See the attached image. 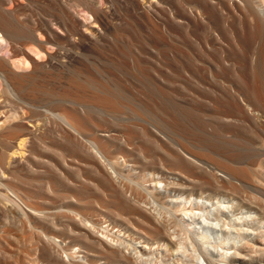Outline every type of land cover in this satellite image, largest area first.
Wrapping results in <instances>:
<instances>
[{
  "label": "bare ground",
  "instance_id": "bare-ground-1",
  "mask_svg": "<svg viewBox=\"0 0 264 264\" xmlns=\"http://www.w3.org/2000/svg\"><path fill=\"white\" fill-rule=\"evenodd\" d=\"M252 4L256 5L252 6ZM8 17L0 11V168L6 166L3 161L7 152H11V156L19 154L21 157L28 153L30 162H26L33 164L31 171L36 175V178L30 177L29 182L32 183L33 180L38 188H33V183L29 184V182L28 185L33 186L32 188L29 186L32 190L21 188L26 187L27 182L24 181L25 186H21L19 171L18 173L10 171L11 180L16 181V184L11 181L2 184V187L6 186L5 190L11 191L34 214L30 211H22L10 196L3 194L4 201L10 203V206L6 204L5 208H0V213L5 219L0 218V232L3 231L5 235L14 232V222L11 220L21 222L19 219L21 210V215L23 214L22 216L30 224L29 232L27 231L25 236L28 235L26 238L31 239V242H41L42 245L39 243L41 247L37 243L32 244L41 248L39 250L36 248L35 251H40L41 259L47 264H95L98 260H104L106 264H148L150 262L148 259H152L150 257L147 259L148 254L152 255V253H149L150 250H145L146 245L148 249L151 245L165 246L170 253L181 251L182 254L185 252L186 244H190L192 248H197V250L193 248L195 251H198L202 249L198 242L203 240L205 243L207 238L204 232L209 229L214 231L215 235L231 239L226 248L229 253L230 250L232 251L231 254L218 252L219 261L224 264L237 262L264 264V231L247 218L236 216L229 219L226 214L230 211L220 198L222 188L226 190L231 187V191L235 188V185L230 183L231 179L236 177L243 180L252 177L253 180L254 176L256 179L258 178L256 176L264 175L262 139L247 137L249 134L247 127L259 128L261 125V123L257 124L260 120L256 123L255 118L248 119L249 116L255 115L253 113L257 110L251 109L253 112L251 110L247 112L231 111L226 108H190L177 103L176 98L175 103L163 102L167 95L154 92L155 97H153L160 98L159 100L165 103L167 112L174 116L172 119H176V122L172 120L173 124L175 122L173 128L185 137L182 138V144L168 138L165 141L161 140V143L155 138L159 143L155 144L149 139L150 130L145 124L136 125L129 121L121 124V121L117 120L121 124L117 126V123L108 120L116 124L110 127L108 125L110 122L106 123L108 126H104L106 124L103 121H108L103 117L104 120L100 118V121L103 120V125L95 124V121L90 122L88 118L82 116L83 114L75 107L82 99L81 92L86 86H94L93 83L70 75L68 81L64 79L75 87V90L71 87L75 93L72 91L73 95L70 94V86L59 84L56 81L57 75L44 73L43 60L46 57L41 52L42 36L31 28L16 26ZM249 17L254 23V33L262 37L264 8H261L259 2H250ZM53 63H50V66L56 68L55 64L58 61ZM56 83L60 85L61 90H56L58 88L55 87L53 89L52 85ZM93 97L97 98V96ZM100 97L97 99L98 104L105 105V108L109 106L110 111L114 101H110L107 96ZM208 98L210 99L209 95H202L201 100ZM40 108L44 111L39 110ZM113 109V116L117 118L119 109L117 107ZM97 112L95 113L99 118L100 114L98 115ZM89 113L85 111L86 115ZM256 113H260V118L261 115L264 117V110ZM42 116L52 120L51 122L54 123L52 130H46L43 126L45 122L42 125V121L39 123ZM104 127L106 129H103ZM162 128L159 130L162 131ZM232 129L236 131H231ZM142 136L147 139H142ZM197 163L211 167L213 171L222 172L227 179L215 178L212 171L208 172ZM49 165L58 172L53 171L54 175H51L53 172L47 174L48 169V171L45 169L46 173L41 170ZM108 169L112 170V173ZM55 173L60 176H56ZM149 200L152 204L155 202L158 207L149 206ZM246 209L247 213L257 212L254 211L256 209ZM262 215L259 220L263 223L264 215ZM24 223L26 222L23 221ZM101 223H108L106 229L111 226L110 230L104 229L107 232L116 228V233L120 234L123 231V236L129 233L133 236V240H141L139 243L144 247L140 246L139 249L131 247L130 253L125 251L124 254L119 248L122 245L125 247L124 239L118 237L121 234L110 238L111 242L115 243L113 245L106 242L107 240L103 241L92 231L99 232ZM86 224H89L92 230ZM227 228L231 229V235L233 233L231 238ZM103 235L107 237L106 234ZM42 236L45 241L50 236L60 238L64 246L59 245V249H62L63 253L69 251L65 255L72 262L65 263L60 257L52 255L48 249V241L44 242ZM73 247L83 253L82 263L74 259L76 258L74 251L70 253ZM204 249L207 252L206 246ZM201 255H204L206 264H217L213 263L214 257H207L203 252ZM1 259V264H7V261H3L5 258ZM36 260H39V257Z\"/></svg>",
  "mask_w": 264,
  "mask_h": 264
},
{
  "label": "rangeland",
  "instance_id": "rangeland-1",
  "mask_svg": "<svg viewBox=\"0 0 264 264\" xmlns=\"http://www.w3.org/2000/svg\"><path fill=\"white\" fill-rule=\"evenodd\" d=\"M254 1L259 2L261 8H264V0ZM254 1L0 0V11L9 16L8 19L16 26L31 28L42 36L41 42H43V45L41 46V52L46 57L43 60L45 63H43L44 73L57 75L58 80L56 81L65 86L68 84L66 81H68L67 79H69L70 75H75L82 81L93 83L97 90L95 91L96 88L94 86H86L81 92L82 99L79 101L80 103H76L75 105L76 109L83 114L82 116L88 118L90 122L95 121V124L103 125V122L106 124L112 121L117 123V126L126 121L127 123L129 121L136 125L145 124L148 130H150L148 137L155 144L158 143L156 139H159L160 142L163 139L165 141L166 138L182 144V138L185 137L173 128L176 119H172L173 115L167 112L165 103L163 102L175 103L176 101L184 106L196 109L226 108V110L231 111L245 110L247 112L251 109L257 110L256 112L264 110V35L262 37L256 36L254 33V23L250 21L249 4ZM254 5L252 4V6ZM84 15H88L89 17ZM44 46H47V48ZM44 52H47L46 55ZM53 61L54 63L58 61L55 64L57 65L56 68L50 66V63H53ZM59 84L52 85L53 89L55 87V89L58 88L56 90H61ZM69 86V89H71L69 93L73 95L72 91L75 93V87L68 84L67 87ZM154 92L167 95L165 96L166 101L164 100L162 102V100H159L160 98H154ZM69 93L67 92V94ZM98 95L99 97L104 95L102 98L107 96L110 101H114V106L112 105L110 107V111L109 106H106V109L105 105L98 104ZM202 95H209V101L207 99H203L202 101ZM93 96H97V98ZM197 97H201L200 101ZM175 98L176 100L174 101ZM172 99L173 101H171ZM114 107L119 109L117 118L113 116ZM39 110L44 111L43 108ZM85 111L90 112L89 115H86ZM95 112L98 115L100 114L99 118H97L98 116ZM256 112L253 113L255 115L249 116L248 119L254 120L255 118L256 123L260 120L257 123H261L260 129L247 127L249 134L252 136L248 134L247 137H250V139L255 138L256 140L262 139V144H264V117L261 115L260 118V113L258 114ZM106 113H109V115H106ZM112 116L115 120H113ZM102 117L110 121H103L104 119ZM100 118L103 120L100 121ZM117 120H120L121 124ZM172 120L175 121L174 124ZM40 121H42L41 125L45 122L43 126L46 127V130L53 129L54 123L51 122L52 120L50 118L47 119L42 116L39 123ZM112 122L108 124L110 127L111 125L112 127L116 125ZM108 125L106 124L104 126ZM161 128L163 129L162 131L159 130ZM103 129L106 128L104 127ZM231 131L235 132L236 130L232 129ZM100 134L105 135L104 133ZM163 136L164 138H162ZM247 137L244 136L245 139ZM141 138L145 139L146 137L142 136ZM10 154L11 152H7V156L3 161L6 164L3 168L8 173L3 168H0V208H5L4 206L6 204L10 206V203L8 204V202L4 201V194L8 197L10 196V199L14 200L22 211H30V213H33L11 191L5 190L7 188L6 186L2 187L4 184H8V182L11 183L12 176L10 171L17 173L19 171L22 184L24 181L25 183L27 182L25 184L27 186L21 188H32L33 186V188H38L33 180V184L29 182L30 177L36 178V175L31 171L33 164H28L30 162L28 161V153L24 157H21L19 154L13 156ZM197 165L203 166L208 172L212 171L211 173L215 175L214 177L219 180L227 179L220 171H213L211 167L201 163H197ZM45 167L41 170H44L45 173L49 170L47 174L57 171L52 166L50 168ZM45 169L48 170L46 171ZM108 171L112 173V170L108 169ZM54 172L51 175H54ZM7 174H10L9 176L11 177ZM28 175H30L29 178ZM55 175L60 176L57 173ZM26 176L28 179L25 178ZM259 176H256L258 177L256 179L254 176L253 180L252 177L243 180L240 178L236 179V177L231 179L230 183L233 186L235 185L236 189L234 188L231 191V187H226L228 189L226 191L227 189L224 190L225 188H222L220 191L222 196L220 198L230 211L226 214L229 219H233L236 216L247 218L253 225L259 227L260 230L262 229L261 231H264V222L262 223L259 220L264 212V175ZM13 182L15 183L16 181ZM28 182L33 186L28 185ZM22 184L21 186H25ZM229 189L232 193H230ZM148 203L152 208L158 207L155 202L152 204L149 200ZM246 208L256 209L254 211L257 212L247 213ZM20 211L19 219L21 222L18 223L15 219L11 220L14 222V232L9 235H5L3 231L0 232L1 258H5L6 260L4 259L3 261H7V264H33V261L34 264H47L46 261L41 259L40 251H38L41 249V242H39L40 245L35 240H33L35 242H31V239L27 240L28 235H25L29 232L30 224L22 216L23 214L21 215ZM0 215V218L2 217L4 219V215L1 213ZM23 221L26 223L23 224ZM107 224L101 223V229L98 228L99 232L92 230L89 224H86V226L88 228L90 227V230L99 236L100 239L102 238L103 241L107 240L106 242L114 245L115 243L111 242L110 238L118 234L116 233L117 229L112 228L110 232H107L106 230H110L111 227L109 226L106 229ZM208 230L204 232L207 238L205 239V243H203V240L201 241L202 243L198 242V245L202 247L198 251H195L193 249L195 247L192 248L190 244H186L185 252L182 254L181 251H175V253L171 251L170 253V250H167L168 248H165V246L155 247V245H151L148 249V245H146L145 250H150L149 253H152V255L148 254L147 259L149 257L153 259H148L150 261L148 264H206L204 255H201L202 252L207 254V257H214L213 263L224 264V262L219 261L220 257L218 252L219 254L226 253L230 255L232 251L230 250L229 253V250H226V248H228L231 239L229 240L227 238V240L225 236L215 235L214 231L209 230L211 231L209 232ZM229 230L227 228L228 235L231 238L233 233L231 235L232 231L231 229ZM103 234H106L107 237ZM120 234H118L120 235L118 237L124 239L123 244L125 243V247H128V249L124 245L119 247L121 251L123 250L122 252L124 254L130 253L131 247L136 249H139L140 246L144 247L142 243H139L141 240H133V236L129 233L123 236V231H121ZM41 238L44 242H49H47L48 249L52 255L60 257L65 263L72 262L65 255L69 251L63 253V250L59 249V245L64 246L60 238L50 236L49 239L46 237V241L44 236ZM32 243H37L40 247L38 246V248L34 244L35 247ZM211 244L213 247H211ZM50 245L51 249L49 248ZM205 246L207 252H205ZM36 248L39 254L36 253ZM74 248L76 247H73L70 253L74 251L76 257L74 259L81 262L83 253L81 251L79 252L77 248ZM195 249L197 250V248ZM31 253L35 254V256ZM36 255L40 261L36 260L38 259ZM34 257L37 258L35 259ZM32 259L33 261H31ZM95 264H106V262L104 260H98ZM235 264H240V262Z\"/></svg>",
  "mask_w": 264,
  "mask_h": 264
}]
</instances>
